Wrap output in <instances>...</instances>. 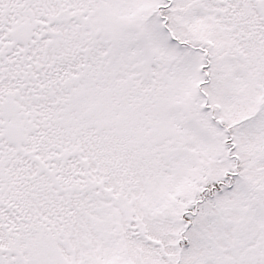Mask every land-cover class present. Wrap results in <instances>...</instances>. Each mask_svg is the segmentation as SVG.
Instances as JSON below:
<instances>
[{"label":"snow or ice","instance_id":"snow-or-ice-1","mask_svg":"<svg viewBox=\"0 0 264 264\" xmlns=\"http://www.w3.org/2000/svg\"><path fill=\"white\" fill-rule=\"evenodd\" d=\"M0 264H264V0H0Z\"/></svg>","mask_w":264,"mask_h":264}]
</instances>
